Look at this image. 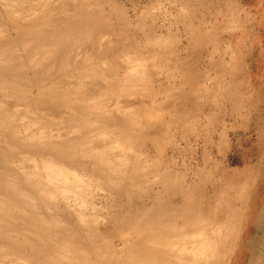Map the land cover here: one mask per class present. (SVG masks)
Here are the masks:
<instances>
[{
  "label": "rangeland",
  "instance_id": "1",
  "mask_svg": "<svg viewBox=\"0 0 264 264\" xmlns=\"http://www.w3.org/2000/svg\"><path fill=\"white\" fill-rule=\"evenodd\" d=\"M93 2L105 14L79 36L80 56L132 46L141 58L135 69L100 77L112 88L102 97L114 115L109 121L127 140L120 150L132 164L130 191L97 180L92 191L69 198L70 207L57 200L40 210L48 220L57 214L66 224L78 218L104 229L109 212H129L143 221L139 236L158 235L163 258L170 254L166 264H264V0ZM100 59L104 71L115 69ZM76 159L64 166L88 183L94 161Z\"/></svg>",
  "mask_w": 264,
  "mask_h": 264
},
{
  "label": "bare ground",
  "instance_id": "2",
  "mask_svg": "<svg viewBox=\"0 0 264 264\" xmlns=\"http://www.w3.org/2000/svg\"><path fill=\"white\" fill-rule=\"evenodd\" d=\"M91 2L0 0V264H166L169 259L170 254L163 258L165 245L157 234L139 236L143 221L129 212H109L104 229L98 228L100 222L78 218L66 224L57 214L48 220L40 210L57 200L68 207L69 198L86 193L97 180L113 192L130 191L125 182L132 164L120 150L127 140L109 121L114 115L102 97L112 95V88L100 77L115 74L116 68L135 69L141 58L132 46L80 56L79 36L97 28L93 19L105 14ZM99 53L98 60H113L112 72L97 64ZM78 156L94 161L88 183L72 175L74 168L67 169L80 163ZM84 198L76 200L81 208L88 204ZM113 234L119 248L108 239Z\"/></svg>",
  "mask_w": 264,
  "mask_h": 264
}]
</instances>
